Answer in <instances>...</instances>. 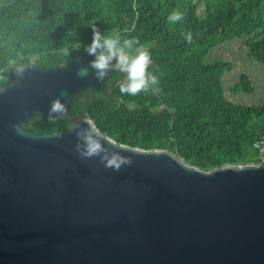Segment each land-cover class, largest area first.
Listing matches in <instances>:
<instances>
[{"label": "water", "instance_id": "95a60500", "mask_svg": "<svg viewBox=\"0 0 264 264\" xmlns=\"http://www.w3.org/2000/svg\"><path fill=\"white\" fill-rule=\"evenodd\" d=\"M90 59L24 64L0 86V264H264V160L204 170L99 131L132 161L117 171L76 151L71 129L89 116L54 133L19 125L47 117L62 90L67 111L73 94L101 88L113 72L76 75Z\"/></svg>", "mask_w": 264, "mask_h": 264}, {"label": "trees", "instance_id": "16d2710c", "mask_svg": "<svg viewBox=\"0 0 264 264\" xmlns=\"http://www.w3.org/2000/svg\"><path fill=\"white\" fill-rule=\"evenodd\" d=\"M184 13L175 25L173 11ZM105 34L137 37L147 48L162 89L159 95H122L123 74L102 88L73 94L67 111L49 121L34 114L19 125L36 134L63 130L89 116L100 133L117 144L175 152L188 165L210 169L226 163L262 162L254 143L264 130V102L245 105L223 95L231 65L205 64L217 44L242 38L248 56L264 64V0H0V71L13 80L14 65L43 68L85 54L91 26ZM182 32L192 33L187 42ZM253 90L241 75L230 92Z\"/></svg>", "mask_w": 264, "mask_h": 264}, {"label": "clouds", "instance_id": "9594fccd", "mask_svg": "<svg viewBox=\"0 0 264 264\" xmlns=\"http://www.w3.org/2000/svg\"><path fill=\"white\" fill-rule=\"evenodd\" d=\"M183 20L184 13L179 10H173L167 16V21L172 25L181 23ZM91 31V42L84 46V52L92 59L87 61L86 65L77 68L76 75L78 77L86 78L91 75L95 80L103 81L111 72L114 73L115 71L124 76L119 84V92L122 95L135 97L141 93L153 95L161 93L159 77L155 71H149L153 65L151 53L140 44L137 37L122 39L117 33L105 34L95 24L91 26ZM181 35L187 42H192L191 32H182ZM13 71L22 79L25 74V67L14 65ZM6 78L0 71V81H4ZM67 95V91L62 90L59 95L50 100L47 112L49 121H54L66 112V104L62 98ZM71 132L78 141L75 147L79 156L83 158L98 157L106 168L117 171L121 166L132 163L131 159L110 152L104 146L103 136L95 128L92 121L85 120L83 124L77 123Z\"/></svg>", "mask_w": 264, "mask_h": 264}, {"label": "rangeland", "instance_id": "374dc122", "mask_svg": "<svg viewBox=\"0 0 264 264\" xmlns=\"http://www.w3.org/2000/svg\"><path fill=\"white\" fill-rule=\"evenodd\" d=\"M222 61L231 65V70L224 73L222 83L225 88L226 98L232 102L252 105L264 102V64L256 62L248 56L242 44V38L225 40L209 51L204 58L205 64ZM122 74V73H121ZM241 75L250 79L253 90L251 92H230Z\"/></svg>", "mask_w": 264, "mask_h": 264}, {"label": "built area", "instance_id": "2783aa9c", "mask_svg": "<svg viewBox=\"0 0 264 264\" xmlns=\"http://www.w3.org/2000/svg\"><path fill=\"white\" fill-rule=\"evenodd\" d=\"M255 146L259 149V155L264 160V130L262 134L259 136L258 140L254 143Z\"/></svg>", "mask_w": 264, "mask_h": 264}]
</instances>
